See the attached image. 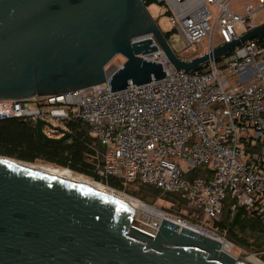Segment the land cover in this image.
<instances>
[{
	"label": "water",
	"instance_id": "obj_1",
	"mask_svg": "<svg viewBox=\"0 0 264 264\" xmlns=\"http://www.w3.org/2000/svg\"><path fill=\"white\" fill-rule=\"evenodd\" d=\"M193 72L257 39L264 22L192 59L177 55L143 0H0V99L62 94L108 81L111 90L165 77L143 57L158 49ZM122 62L109 72L112 59ZM41 137H48L37 121ZM0 155V264H252L223 241L165 216L136 221L124 199ZM165 214L163 211H161Z\"/></svg>",
	"mask_w": 264,
	"mask_h": 264
},
{
	"label": "built area",
	"instance_id": "obj_2",
	"mask_svg": "<svg viewBox=\"0 0 264 264\" xmlns=\"http://www.w3.org/2000/svg\"><path fill=\"white\" fill-rule=\"evenodd\" d=\"M155 1L163 3L187 53L197 43L206 53L254 29L264 7V0H246L240 11L235 0ZM144 39L158 49L143 57L161 62L165 77L121 90H111L106 81L62 94L0 99V118L33 119L36 125L41 120L48 137L69 132L66 142L80 124L87 126L99 144L100 176L181 193L189 208L201 210L202 225L219 219L227 196L235 200L232 208L245 206L264 218L262 43L250 39L199 70L184 72L170 64L153 34L137 38ZM201 166H208L211 176L189 180L187 174ZM160 221L150 227L158 229Z\"/></svg>",
	"mask_w": 264,
	"mask_h": 264
},
{
	"label": "trees",
	"instance_id": "obj_3",
	"mask_svg": "<svg viewBox=\"0 0 264 264\" xmlns=\"http://www.w3.org/2000/svg\"><path fill=\"white\" fill-rule=\"evenodd\" d=\"M145 3L149 6L157 2L146 0ZM173 31L174 29L164 32L167 39ZM78 127L72 133L71 142H49L39 135L33 119L0 118V155L27 163L43 161L66 168L146 202L163 195L172 206H175L170 208V211L180 214V206H182L189 211L188 214L180 215L183 219L193 223L200 221L201 210L189 208L181 193L166 192L139 180L127 182L116 176L107 178L100 176L97 173L100 160L95 151V147H99V144L89 135L87 126L80 124ZM196 176L210 177V168L201 166L187 174L189 180ZM128 183H138L141 186L138 190L130 189L127 187ZM234 203L235 200L230 196L225 198L220 217L211 224V228L216 234L224 236L236 246L254 252L264 259V218L245 206L232 208Z\"/></svg>",
	"mask_w": 264,
	"mask_h": 264
},
{
	"label": "rangeland",
	"instance_id": "obj_4",
	"mask_svg": "<svg viewBox=\"0 0 264 264\" xmlns=\"http://www.w3.org/2000/svg\"><path fill=\"white\" fill-rule=\"evenodd\" d=\"M244 1L246 0H235L234 1V5L236 7V9L238 11L241 10V7L239 8V6L241 5V3H243ZM148 9L149 11L151 12V14L153 15L154 19L157 21L158 25L160 26V28L164 31V32H168V31H172L173 28H172V24L170 22V19L168 17V13L165 12V10L161 7L160 4L158 3H152L148 6ZM255 19L257 22L259 23H262L264 22V7H262L258 13L255 15ZM215 43L216 45L219 44L220 42V38L218 37V35L215 36ZM170 45L172 46V48L174 49V51L177 53V55L181 58H184V59H192L194 57H197L199 55H201L205 48L200 46L198 43L195 45V48L193 51H190L189 53L186 52V44L181 36V34L179 32H177L176 30L173 31V33L171 34L170 38L168 39ZM204 44H207V42H205ZM124 57L122 55H117L115 56L112 61L108 64L107 68L109 70V72H112L113 70L116 69V67L119 66L120 63L124 62ZM263 105H264V101H263ZM28 164H42V165H45V166H51V167H54V168H57V169H66V168H62V167H58V166H55L53 164H50V163H46V162H43V161H38V162H35V163H28ZM69 170V169H68ZM71 172V174L73 175H79V176H82L85 180H88L90 182H93V183H99L103 186H106V187H109L107 185H104L100 182H97L95 180H93L92 178L88 177V176H85L83 174H79V173H76L72 170H69ZM141 185L138 184V183H128L127 184V187H129L130 189H135V190H138L139 187ZM112 188V187H110ZM118 192H121V193H124V194H128L138 200H140L142 203H145L151 207H154L160 211H163L165 213V216L169 217V218H172V219H175V220H181V221H185L187 222V224L189 225H193L195 228L197 229H200V227H203L204 228V231L208 232V233H213V236L217 237L218 239H220L221 241L225 242L223 245L227 251L230 252L231 255L237 257V258H240V257H246L247 259H251L252 261L258 263V264H264V259L260 257V255L254 253V252H250V251H247V250H244L243 248L239 247V246H236L235 244L231 243L230 241H228L224 236L222 235H218L214 232V230L211 228V224L212 223H207V224H203L201 223V218H200V221L198 222H191L190 220H186V219H183L181 216L182 215H185V214H188L189 211H187V209H185L184 207L180 206V210H181V213L178 214L176 212H172L170 211L169 209L170 208H175V206H172L171 202L166 199L163 195L157 197V198H154L152 201L150 202H146V201H143L141 199H139L138 197H135L125 191H121V190H118V189H115V188H112ZM181 215V216H180ZM136 221L138 222H143L145 223V225H153V223L155 221L159 222L160 220V217L156 214H153V213H150L148 211H145V210H138L137 211V214H136Z\"/></svg>",
	"mask_w": 264,
	"mask_h": 264
},
{
	"label": "bare ground",
	"instance_id": "obj_5",
	"mask_svg": "<svg viewBox=\"0 0 264 264\" xmlns=\"http://www.w3.org/2000/svg\"><path fill=\"white\" fill-rule=\"evenodd\" d=\"M28 166H31V167H34L38 170H41V171H44V172H48L50 174H53V175H57V176H60V177H64V178H67V179H71V180H74V181H77V182H80V183H83V184H86V185H89V186H92L94 188H97V189H100L102 191H105V192H108V193H111V194H114L122 199H124L125 201H127L128 203H130L137 211L142 209V210H145V211H148L150 213H153V214H156L158 215L160 218H164L165 217V214H163L160 210L154 208V207H151L145 203H142L140 200L128 195V194H124V193H121V192H118L110 187H106V186H103L99 183H93V182H90L88 180H85L82 176H79V175H73L71 174V172L68 170V169H57V168H54V167H51V166H45V165H42V164H28L26 163ZM140 223H143V222H140ZM180 224H185L184 221H179ZM145 224V223H143ZM149 226V225H147ZM225 242H223V245ZM225 247L223 246V249ZM224 251L230 253L229 251H227L226 249H224ZM252 264H258L254 261H252L251 259H247L246 257H240Z\"/></svg>",
	"mask_w": 264,
	"mask_h": 264
}]
</instances>
